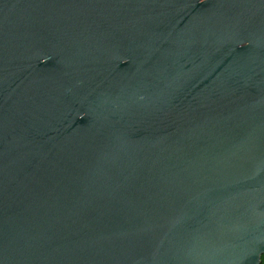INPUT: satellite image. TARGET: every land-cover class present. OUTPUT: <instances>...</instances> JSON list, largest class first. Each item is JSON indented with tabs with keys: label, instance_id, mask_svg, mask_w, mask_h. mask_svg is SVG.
I'll return each mask as SVG.
<instances>
[{
	"label": "water",
	"instance_id": "obj_1",
	"mask_svg": "<svg viewBox=\"0 0 264 264\" xmlns=\"http://www.w3.org/2000/svg\"><path fill=\"white\" fill-rule=\"evenodd\" d=\"M264 0H0V264H262Z\"/></svg>",
	"mask_w": 264,
	"mask_h": 264
},
{
	"label": "trees",
	"instance_id": "obj_2",
	"mask_svg": "<svg viewBox=\"0 0 264 264\" xmlns=\"http://www.w3.org/2000/svg\"><path fill=\"white\" fill-rule=\"evenodd\" d=\"M263 258H264V255L262 256V263H263Z\"/></svg>",
	"mask_w": 264,
	"mask_h": 264
},
{
	"label": "rangeland",
	"instance_id": "obj_3",
	"mask_svg": "<svg viewBox=\"0 0 264 264\" xmlns=\"http://www.w3.org/2000/svg\"><path fill=\"white\" fill-rule=\"evenodd\" d=\"M262 264H264V258H263V263Z\"/></svg>",
	"mask_w": 264,
	"mask_h": 264
}]
</instances>
